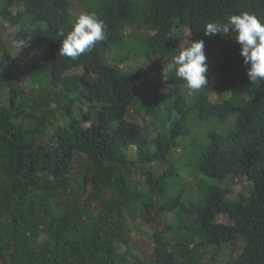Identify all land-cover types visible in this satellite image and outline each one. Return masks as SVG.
<instances>
[{
  "label": "trees",
  "instance_id": "obj_1",
  "mask_svg": "<svg viewBox=\"0 0 264 264\" xmlns=\"http://www.w3.org/2000/svg\"><path fill=\"white\" fill-rule=\"evenodd\" d=\"M74 1L107 26L106 39L75 60L60 55L61 33L72 28L69 0H7L0 11L16 40H32L43 55L42 64L32 63L29 54L17 62L0 39V264H264V81L248 79L235 34H204L208 23L242 12L264 21V0H144L142 7L106 0L96 10L88 4L96 0ZM20 3L12 14L9 8ZM127 26L144 34L141 55L167 63L181 50L182 28L191 41L204 40L209 83L193 109L200 119L235 116L226 135H209L200 157L199 173L216 185L197 182L199 205L184 207L180 195L168 196L165 188L191 109L181 112L176 101L168 109L169 127L157 132L174 91L160 92L145 71L122 72L105 63L108 53L123 49ZM20 70L39 86L32 98L14 82ZM75 70L81 74H69ZM167 76L171 85L179 83L174 72ZM219 92L229 98L211 103ZM76 102L86 103L94 120L87 114L74 118ZM134 105L153 119L154 135L126 120ZM56 112L68 117L61 125H51ZM130 148L135 161L128 158ZM158 162L169 165L167 172L140 168ZM132 168L140 169L137 181ZM231 178H246L251 194L226 198L219 185ZM164 212L180 220L154 232L151 257L141 259L128 248L130 222ZM221 215L228 224L217 222ZM235 247L241 251L233 259L218 260L224 249Z\"/></svg>",
  "mask_w": 264,
  "mask_h": 264
},
{
  "label": "rangeland",
  "instance_id": "obj_2",
  "mask_svg": "<svg viewBox=\"0 0 264 264\" xmlns=\"http://www.w3.org/2000/svg\"><path fill=\"white\" fill-rule=\"evenodd\" d=\"M69 1L71 10V25H73L76 17L81 12H84L85 9H83L81 6L82 4L74 0ZM130 1L133 5L135 3H139L141 7L142 1L144 2V0ZM106 2V0H96L93 2H88V4L91 5V9L96 10V8L101 7ZM6 4L7 0H0V11ZM22 7L23 6L20 3L18 6L10 7L9 11L12 14H15L16 9H21ZM180 31L183 35L180 48H183L189 41H191V35L187 28H182ZM143 35L144 34L142 31H134L127 26L123 31V49L112 50L110 53H108L107 56H105V63L119 69L122 72L143 73L145 71L150 75L153 81L151 83L152 86L155 84L159 88L160 92L167 93L169 91H174L170 100L166 103V110L161 114L159 123L156 126L157 132L160 133L165 128L169 127V119H172L173 117L168 113V109L172 107L176 101H180L179 108L181 112L185 110V106L191 109L189 116H187V133L186 135L180 136L177 139V148L173 150L171 155V160H177V162H174L172 165V170L175 173L167 178L165 188L168 196L180 195L181 204L184 207H187L190 204L199 205L200 202L198 199H200V195L195 193V191L198 189L197 182L202 181V185H216L215 181L210 180L199 173L198 164L200 157L202 154H204L206 146L210 143L209 135L211 133H216L220 136L226 135V133L232 130L234 127L235 116H230L224 122H220L218 119L214 118L200 119L197 110L193 109V103L200 90H189L185 86V82L177 77L176 78L178 79L179 83L177 85H171L169 83L167 74L163 76L162 73V69H164L168 63L154 57L146 59V56L141 55L142 47L140 38ZM0 39L6 45L11 57L16 59L17 62H19V60L25 54H29L32 57V63H43L42 51L35 48L32 40L28 41L27 44L19 43L15 38V28L1 17ZM135 49H138L140 52ZM74 73L81 74V71L75 70L69 74L72 75ZM15 75L17 76V80L14 82H18L17 88H19L24 95H29V98H32L30 93H33V96H35V91L39 90V86H33L27 82L28 74L26 71H17ZM2 92L5 94L6 88H3ZM228 98L229 93L227 92L214 93L210 97V102L218 103ZM4 99L5 96H2V100ZM182 102H184L185 105L182 104ZM89 109L90 107L86 103L76 102L71 108V114L74 118H78L80 120L84 118L83 115L87 114L92 121L94 120V112L91 113ZM31 112L32 110H27V113ZM67 118L68 117H64V115L61 116V113L56 112L51 118V125H61ZM126 120L139 124L148 134L154 135L153 126L151 123L153 122V119L150 117H145L137 105H134L128 109ZM25 123L31 126L36 125V121L26 120ZM90 124L91 122H89L87 125H84V127H88ZM145 131L144 134L147 135L149 141L151 142V136H149ZM127 153L128 158L135 161V149L130 148ZM140 168L152 170L153 172L161 174L167 172L170 167L165 163L158 162L150 165H142ZM73 173L76 174V170H74ZM131 176L135 181L139 180L140 169L137 170L136 168H132ZM73 181H75V178H73ZM219 186L225 191H228L226 198L229 200L235 199L238 194L249 196L252 192L251 183L246 178H231ZM91 210L94 212V209ZM178 220H180L179 216L168 212H164L160 216H155L152 214L150 221L138 215L134 222H130L128 248L133 252V254L137 255L141 259L145 260L150 258L154 247L151 235L154 232H160L161 230L166 229L168 226L174 228ZM217 222L222 224L229 223L228 219L222 215L217 218ZM240 251V247L226 248L220 253L218 260L221 263L230 261Z\"/></svg>",
  "mask_w": 264,
  "mask_h": 264
},
{
  "label": "clouds",
  "instance_id": "obj_3",
  "mask_svg": "<svg viewBox=\"0 0 264 264\" xmlns=\"http://www.w3.org/2000/svg\"><path fill=\"white\" fill-rule=\"evenodd\" d=\"M107 26L96 12H81L71 30L64 35L60 55L73 60L90 52L97 42L106 39ZM205 36H231L240 47V55L247 66V76L251 82L264 81V21L254 14L242 12L231 15L226 21L216 20L206 25ZM209 70L205 54L204 40L189 41L179 54L162 69L163 76L175 73L191 91H198L207 85Z\"/></svg>",
  "mask_w": 264,
  "mask_h": 264
}]
</instances>
